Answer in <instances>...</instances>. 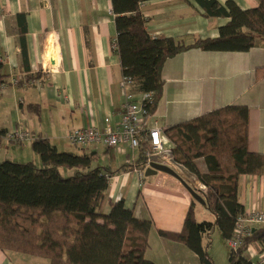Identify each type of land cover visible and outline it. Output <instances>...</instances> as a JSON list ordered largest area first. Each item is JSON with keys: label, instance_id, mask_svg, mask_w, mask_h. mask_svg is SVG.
<instances>
[{"label": "crops", "instance_id": "1", "mask_svg": "<svg viewBox=\"0 0 264 264\" xmlns=\"http://www.w3.org/2000/svg\"><path fill=\"white\" fill-rule=\"evenodd\" d=\"M233 1L242 9L257 5V0ZM140 6L151 36L179 38L186 44L216 37L218 27L227 21L204 17L195 0H143ZM19 13L25 14L31 73L41 72L42 77L33 79L40 86L25 80L0 87V131L6 133L16 126L32 137L48 138L60 151L74 147L77 152H93L96 163L112 171L132 165L110 176L106 194L112 201L122 199L134 209L136 218L152 221L145 257L156 264H160L158 259L164 264H199L196 254L181 242L158 234V230L179 231L191 204L192 196L178 178L157 171L139 181L134 171L139 168L135 166L138 151L127 144L79 147L68 141L73 128H102L105 117L111 123L120 117L122 69L113 49L116 30L110 0H0V57L10 80L24 74ZM257 66H264L262 40L241 52L183 50L163 64L162 96L152 114L167 127L226 104H244L248 108L247 148L264 152V75L254 80ZM139 94L135 90V96ZM4 134L0 139L6 141ZM196 163L200 171L207 170L203 158ZM237 196L244 212L264 210V175H241ZM150 236L162 246L155 255L151 254ZM260 254L256 244L248 248L253 261ZM0 264L50 263L43 257L0 250Z\"/></svg>", "mask_w": 264, "mask_h": 264}, {"label": "trees", "instance_id": "2", "mask_svg": "<svg viewBox=\"0 0 264 264\" xmlns=\"http://www.w3.org/2000/svg\"><path fill=\"white\" fill-rule=\"evenodd\" d=\"M143 0H110L116 35L113 49L122 74L129 76L138 92L152 91L151 111L162 96L164 62L191 47L207 51L241 52L264 41V0L242 9L233 0H195L206 18H227L212 38H196L186 44L179 38L151 36L141 10ZM19 27V44L24 74L18 83L41 78L31 73L25 42V14ZM21 19V20H20ZM264 75V66L254 70V80ZM10 84L0 57V87ZM173 147L172 161L186 180L196 178L215 197L210 206L214 220L197 221L192 198L179 231L158 230L171 241L181 242L199 264H214L208 253V235L217 227L223 238L232 237L236 217L244 212L238 200L241 175H264V152L247 148L248 108L231 103L166 127ZM5 132L0 131V136ZM40 163L3 159L0 161V250L48 259L50 264H156L145 257L150 219H138L123 200L112 201L106 190L109 178L132 168L116 171L96 163L92 153L60 151L48 138L37 136L30 142ZM146 143L139 147L135 166L145 163ZM203 158L206 171L196 159ZM108 209L105 210V207ZM207 238V240H205ZM256 244L264 253V224L252 228L235 250L229 249L227 264H257L247 255Z\"/></svg>", "mask_w": 264, "mask_h": 264}, {"label": "built area", "instance_id": "3", "mask_svg": "<svg viewBox=\"0 0 264 264\" xmlns=\"http://www.w3.org/2000/svg\"><path fill=\"white\" fill-rule=\"evenodd\" d=\"M143 2V1H142ZM141 2V4H142ZM19 78L13 77L11 84L18 83ZM30 85L40 86L38 80L27 79ZM120 89L124 98L119 112L117 123H111L110 117L104 118V126L99 128L95 125H88L83 128H73L68 132V141L74 146L97 145L115 147L120 143L127 144L132 149L138 150L142 143H146L144 151L145 163L142 168L134 169L139 181L144 177V171L149 167L150 156L172 149L168 136L165 134L166 126L160 123L158 117L153 116L151 107L154 101L152 91L140 92L135 96L133 80L122 74ZM4 137L11 141L23 142L32 139L29 131L14 127L4 134ZM170 164L175 166L170 158ZM206 187L204 186V193ZM264 224V210L253 209L243 212L236 217L232 237L227 240L231 249L239 247L242 239L251 233L253 227ZM257 264H264V253L257 258Z\"/></svg>", "mask_w": 264, "mask_h": 264}, {"label": "rangeland", "instance_id": "4", "mask_svg": "<svg viewBox=\"0 0 264 264\" xmlns=\"http://www.w3.org/2000/svg\"><path fill=\"white\" fill-rule=\"evenodd\" d=\"M6 139V138H5ZM71 150L77 152L76 148L71 147ZM36 155L31 149L30 142H9L8 139L3 141L0 139V161L3 159H14L18 161H34L39 165L40 161H37ZM35 158V159H34ZM194 216L197 221L214 220V214L207 208L196 202L194 207ZM149 243L152 247L151 254L155 255L161 251L162 246L155 240L154 236L149 237ZM207 240V238H205ZM209 245L208 253L212 258L214 264H227V258L230 246L223 238L221 232L217 227L213 228L208 235ZM160 260V264H164L163 260Z\"/></svg>", "mask_w": 264, "mask_h": 264}, {"label": "water", "instance_id": "5", "mask_svg": "<svg viewBox=\"0 0 264 264\" xmlns=\"http://www.w3.org/2000/svg\"><path fill=\"white\" fill-rule=\"evenodd\" d=\"M171 156L172 151L170 150L151 155L149 167L145 169L144 175L148 176L155 174L157 171H163L175 176L181 181L193 199H195L204 207L209 208L206 197L203 196L199 191L204 190V186L196 178H191V180L188 181L186 178L180 175L179 170H177V168H180L179 165L173 166L170 164ZM205 191L208 195L210 206H212L215 200L214 194L208 188H206Z\"/></svg>", "mask_w": 264, "mask_h": 264}]
</instances>
